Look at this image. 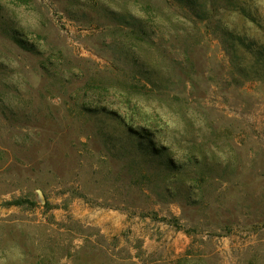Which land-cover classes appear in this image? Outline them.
<instances>
[{"label": "rangeland", "instance_id": "obj_1", "mask_svg": "<svg viewBox=\"0 0 264 264\" xmlns=\"http://www.w3.org/2000/svg\"><path fill=\"white\" fill-rule=\"evenodd\" d=\"M0 264H264V0H0Z\"/></svg>", "mask_w": 264, "mask_h": 264}]
</instances>
